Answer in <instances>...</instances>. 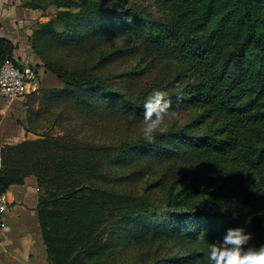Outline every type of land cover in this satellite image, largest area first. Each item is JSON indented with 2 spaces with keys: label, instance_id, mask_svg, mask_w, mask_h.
I'll use <instances>...</instances> for the list:
<instances>
[{
  "label": "trees",
  "instance_id": "trees-1",
  "mask_svg": "<svg viewBox=\"0 0 264 264\" xmlns=\"http://www.w3.org/2000/svg\"><path fill=\"white\" fill-rule=\"evenodd\" d=\"M152 1L162 7V16L131 6L116 9L97 0H79L78 11H61L55 18L38 21L31 35V47L42 58L45 70L62 81L59 88L42 89L39 103H61L82 116L141 121L146 97L153 89H162L172 103L182 102L193 115L189 129L184 125L157 133L154 143L139 138L100 146L36 132V138L0 145V192L23 183L27 175L36 177L38 219L49 264H138L122 262L123 252L115 250L123 247H108V237L102 239V233H97L99 225L109 220L105 212L117 196L106 192L105 199L98 185L82 183L88 170L99 169L100 148L112 151L104 150L117 161L123 156L142 158L148 167L152 166L149 158L172 160L186 152L188 157L220 162L234 159L264 185V0ZM26 6L41 7L37 0ZM66 18L72 27L87 22L89 31L82 38L63 36L67 31L57 32L55 23ZM41 35L54 39L56 48L66 45L70 51L90 49L96 41L115 36H127L129 41L123 38L117 46L111 42L95 53L88 50L90 56H99L96 63L85 59L66 64L42 52L37 40ZM134 35L137 40L132 41ZM15 47L0 36V62L15 59ZM121 57L132 65L121 73L108 72L106 77L97 73L100 65ZM155 60L164 67L156 70ZM38 96L31 93L27 98L33 101ZM42 107H28L27 120L39 117ZM203 123L206 129L193 130ZM71 177L77 178L74 183L61 187ZM175 194L170 187L168 204ZM243 199L225 201L216 209H174L163 220L155 217L157 211L141 209L128 215V224L136 223L123 236L144 251L143 264H207V248L197 246L179 255L168 252L164 242L221 238L227 228L242 221Z\"/></svg>",
  "mask_w": 264,
  "mask_h": 264
},
{
  "label": "rangeland",
  "instance_id": "rangeland-1",
  "mask_svg": "<svg viewBox=\"0 0 264 264\" xmlns=\"http://www.w3.org/2000/svg\"><path fill=\"white\" fill-rule=\"evenodd\" d=\"M20 1L19 3L18 0H13L12 4L26 9H35V15L28 17V21L25 25L23 23L20 31L17 32L23 44L28 42V48L31 51L27 50V52L31 57H34L35 62L31 60L24 63L16 57H14V60L17 63L32 66L39 64L37 66L38 78H43L44 73L48 71L43 66L42 58L31 47V35L34 29L37 28L38 21L55 18L61 11H78L76 3L79 0H37L39 5H41V7L37 8L26 6V3L32 0ZM97 1L115 7L116 9L122 6H131L137 10L149 11L155 17H160L164 13L162 7L152 0ZM55 28L59 33L67 31L63 36L68 35L70 37L82 38L89 31V24L83 22L72 27L66 18L56 22ZM41 36L44 39L38 38L37 40L40 42L39 46L42 52H45L53 58L59 57L66 64H79L86 60L96 63L99 56L94 57V54L90 56V51L88 50H92L95 53L97 50L111 46V42L117 46L122 45L124 42L122 41L123 38L129 41V37L127 36H115L108 41H96L94 43L95 45H92L90 49L80 48L70 51L66 45H63V48H56L54 39L50 40L44 35ZM131 39L135 41L137 37L134 35ZM47 40L50 42L49 45H47ZM155 63L157 64L156 70L164 67V63L160 61L155 60ZM131 65L132 63H129L126 57H121L105 65H100L96 71L102 77H106L108 72L121 73ZM60 82L62 84L61 80ZM123 83V81L119 82L120 85ZM47 87L49 88V86L40 85L39 90L34 92V95L39 96L33 99V101H30L28 98L25 101L24 98L22 99L26 110L30 106L33 109H38L39 104L40 107L43 106L41 108L43 112L39 117H31L29 121L27 118L25 120L28 125L27 132L30 133L26 134L25 137L14 140L4 139L0 142L1 146L18 143L24 139L36 138L38 137L36 132L46 133L53 137L59 135L65 139L74 140L81 144L89 142L100 146L117 145L125 141L132 142L136 139L143 138V120L130 122L129 120H119L118 118H107L97 115L82 116L77 114L73 108L67 110L61 103L53 104L54 106H51L47 101L39 103L41 101L40 91ZM20 115L24 126V111ZM192 118L191 110L184 108L182 102H173L171 114L166 118L168 130H175L184 125H187V129H189L190 126L188 125L191 123ZM203 124L195 125L193 130L206 129V124ZM104 150L110 151L100 148L98 153L99 169L97 171L88 170L82 183L91 186L98 185L105 199L108 197L106 192H112L117 195L114 202H107L109 203L108 208L110 210H107L105 213L106 219L109 220H105V222L99 225L97 233H102V239L108 237V247L113 245L123 247V249L115 250L118 253L120 251L123 252L122 262L130 260L138 264H143L141 253L144 251L142 249L140 250L129 237L123 236L126 230L132 229L131 227L136 223V220H133L129 225L130 217L128 215L141 209L157 211L155 217L158 220H163L166 216L170 217L169 212L174 209L184 208L192 210L199 206L216 209L225 201H232L234 198H244L242 200V221H238L235 225L232 224L231 227L244 226L247 231L251 232L254 238L249 242L250 245L259 246L264 244V185L257 175L251 170H248L247 167L238 164L234 159L220 162L212 160L211 157H188L186 156L188 152H186L172 160L163 159L158 162L155 161L156 158H149L148 160L151 161L152 166L148 167L146 161H141L142 158L138 160L137 158L130 159V156H123L117 161L110 154H107L109 156L107 157ZM130 153L132 154L133 151ZM76 179L75 177H71L70 180L61 182V187L69 188V184L71 182L74 183ZM155 181H160V183L154 185ZM53 185L56 184L54 183ZM170 187L177 194H175V198L168 204L166 193ZM101 194L99 193V195ZM132 196L136 198L133 199ZM119 236H123V239H118ZM199 238L203 240L192 239L190 237H185L181 241L167 240L164 242V246L168 247V252L183 255L191 249L197 248V246L208 249L209 244L214 241L206 237Z\"/></svg>",
  "mask_w": 264,
  "mask_h": 264
},
{
  "label": "crops",
  "instance_id": "crops-1",
  "mask_svg": "<svg viewBox=\"0 0 264 264\" xmlns=\"http://www.w3.org/2000/svg\"><path fill=\"white\" fill-rule=\"evenodd\" d=\"M13 0H0V36L10 39L15 44L14 57L27 63L34 60L27 50L28 42L24 43L17 33L28 17L35 15L34 10L13 5ZM20 3L21 1L18 0ZM18 3V4H19ZM31 51V50H30ZM43 69V68H40ZM41 86L61 87L60 79L52 72H45L39 77ZM27 95L7 103L0 97V142L4 139L14 140L25 137L27 110L22 99ZM24 107H23V106ZM24 109V110H23ZM24 111V126L21 113ZM8 192L15 197L7 209L6 227L0 235V264H49L46 246L43 241L37 211L38 186L34 175H27L21 184H11Z\"/></svg>",
  "mask_w": 264,
  "mask_h": 264
},
{
  "label": "clouds",
  "instance_id": "clouds-1",
  "mask_svg": "<svg viewBox=\"0 0 264 264\" xmlns=\"http://www.w3.org/2000/svg\"><path fill=\"white\" fill-rule=\"evenodd\" d=\"M171 110L168 93L153 89L144 102L142 135L145 141L154 143L157 133H167L166 118ZM253 238L244 226L227 228L221 238L209 244L207 264H264V244L250 245Z\"/></svg>",
  "mask_w": 264,
  "mask_h": 264
},
{
  "label": "built area",
  "instance_id": "built-area-1",
  "mask_svg": "<svg viewBox=\"0 0 264 264\" xmlns=\"http://www.w3.org/2000/svg\"><path fill=\"white\" fill-rule=\"evenodd\" d=\"M38 75L32 65L17 63L11 58L4 59L0 62V97L11 103L20 96L37 92L40 88ZM14 200L12 193L0 192V235L6 227L7 209Z\"/></svg>",
  "mask_w": 264,
  "mask_h": 264
}]
</instances>
